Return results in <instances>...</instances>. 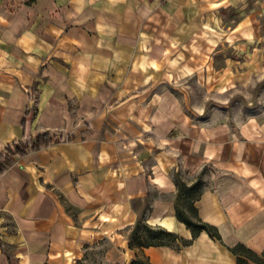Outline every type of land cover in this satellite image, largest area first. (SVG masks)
Returning <instances> with one entry per match:
<instances>
[{
    "label": "crops",
    "instance_id": "obj_1",
    "mask_svg": "<svg viewBox=\"0 0 264 264\" xmlns=\"http://www.w3.org/2000/svg\"><path fill=\"white\" fill-rule=\"evenodd\" d=\"M238 1L0 0V152L52 135L0 174V264H261L232 248L263 258L264 107L186 105L189 80L264 76V0L225 25ZM204 164L194 205L220 239L175 214L179 173ZM139 219L178 240L137 245Z\"/></svg>",
    "mask_w": 264,
    "mask_h": 264
},
{
    "label": "rangeland",
    "instance_id": "obj_2",
    "mask_svg": "<svg viewBox=\"0 0 264 264\" xmlns=\"http://www.w3.org/2000/svg\"><path fill=\"white\" fill-rule=\"evenodd\" d=\"M257 3V0H245L244 3L239 0L237 3H234L225 17V25L232 24L238 18L242 4L247 10L249 7L257 5ZM260 21L264 26V15L261 16ZM219 62L220 60L217 59L215 64L218 66ZM243 86L240 85L237 88L228 91L226 94L225 92L221 93L224 86L219 85L218 95H210L205 92V90H207L205 84L198 85L192 80H189L185 90L192 94V98L187 99L186 105L190 108L195 105H201L206 117L209 115L210 111L218 109L219 117L224 119L227 118L234 123L247 117L249 113L256 108L264 107V76L261 75L256 77L254 81ZM217 175L218 173L216 170L208 164H204L193 173L180 172L178 175L180 192L175 196V204L177 207L185 210L193 217V213L189 210V206L187 205L199 193V191L215 185ZM189 187L190 189H188ZM144 234H147V231L143 226H140L139 231H137V234H135L133 238L135 241H138L139 236H143ZM166 239L169 238L167 237ZM238 251L245 253L240 248ZM141 264L146 263L143 261Z\"/></svg>",
    "mask_w": 264,
    "mask_h": 264
},
{
    "label": "trees",
    "instance_id": "obj_3",
    "mask_svg": "<svg viewBox=\"0 0 264 264\" xmlns=\"http://www.w3.org/2000/svg\"><path fill=\"white\" fill-rule=\"evenodd\" d=\"M52 140V135L48 132L37 134L35 137H28L25 140H19L14 142L12 146H6L5 149L0 152V174L7 168L12 161V157L14 155H23L27 153L30 149H36L43 145L50 143ZM179 179L177 180V194L180 192V184ZM190 189V187L188 188ZM202 190L189 202L187 206H189V210L193 213V217L190 216L185 210L179 209L175 204V214L179 220H181L187 227H189L192 231V237L196 236L200 231H207L212 237L220 239V234L216 226L209 224L208 222L203 221L197 214V208L194 205V201L199 197ZM140 226H143L147 234L143 236H139V240L135 241L137 245H163V244H173L178 240L177 234L172 231L166 230L161 227H152L149 224L145 223L143 219H139L133 229V235L137 234ZM169 239H166V238ZM190 240L180 239L181 244H187ZM132 244V243H131ZM242 249L246 256L251 257L252 260L264 264V252L262 253L263 258L258 256L252 250L246 248L242 244L237 245L232 248V250L238 251V249ZM240 252V251H239ZM245 256V254H243ZM149 264L146 259L137 258L131 262V264H141L142 262ZM238 261L240 263H246L244 257L239 256Z\"/></svg>",
    "mask_w": 264,
    "mask_h": 264
}]
</instances>
